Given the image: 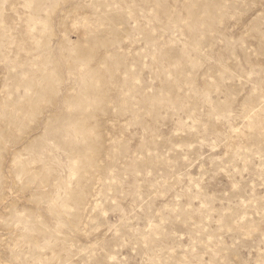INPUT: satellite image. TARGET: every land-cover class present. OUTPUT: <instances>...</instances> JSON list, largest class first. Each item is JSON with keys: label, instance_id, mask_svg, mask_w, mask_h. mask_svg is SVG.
Wrapping results in <instances>:
<instances>
[{"label": "rangeland", "instance_id": "1", "mask_svg": "<svg viewBox=\"0 0 264 264\" xmlns=\"http://www.w3.org/2000/svg\"><path fill=\"white\" fill-rule=\"evenodd\" d=\"M0 264H264V0H0Z\"/></svg>", "mask_w": 264, "mask_h": 264}]
</instances>
